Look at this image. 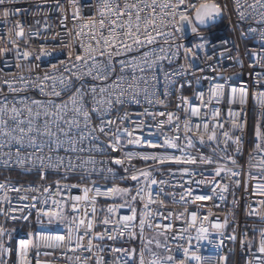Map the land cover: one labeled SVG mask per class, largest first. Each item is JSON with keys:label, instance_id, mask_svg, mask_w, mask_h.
Returning a JSON list of instances; mask_svg holds the SVG:
<instances>
[{"label": "built area", "instance_id": "obj_1", "mask_svg": "<svg viewBox=\"0 0 264 264\" xmlns=\"http://www.w3.org/2000/svg\"><path fill=\"white\" fill-rule=\"evenodd\" d=\"M216 2L222 8V19L215 18L210 21L211 26L215 27L220 24L222 20H225L230 35L220 38L215 41H208L201 35H194L189 31H186L181 36V33L175 31L173 27H165L164 31H170L171 37L160 36L157 37V41L153 45H149L139 50V52L125 53L120 56L113 57L112 65L114 71H106V80H93L91 76H85L84 73L88 72V68L91 65H84L83 62L75 61V54L81 53L80 43L83 41L85 44L92 43L95 45V41H92L87 36H81L75 38V32L78 27H74L73 12L75 7H79L80 13L83 17H88L94 14L93 4L95 0H77V4L74 7L69 4L68 0H60V3L64 5L63 10H58L55 0H14L12 3L6 2L0 6V36H5L9 29L13 30V36L11 38L0 40V51H3V55H0V106L7 104L9 108L15 105L18 108H22L23 105L16 104V101L24 100L31 104L32 100H40L47 105L49 99L55 103H68V108L63 110V120L59 122V128L68 132L66 137L63 132L58 131L57 125L49 123L53 132H56L57 137L61 141H65L64 146L61 148H55L54 151H49V147L45 144L43 151L38 148L32 147L28 143V138L25 137L21 147L17 145L15 141H12L10 137L0 136V170L5 171H18L27 174H34L36 179L28 183H13L7 181H1L0 183L21 188L20 192H7L6 189H0V197L7 195L9 201L0 202V208L4 210V214L0 215V225L5 227L8 231L12 232V238L4 237L5 245L10 249L7 253H0V261H6L7 264H15L16 253L14 249L18 247V242L22 238H27L28 231L40 232L46 236L67 235L66 229L59 224H47V217H40L43 221L41 226L37 221V211L43 207L47 210L52 205V198L59 199L60 197H52L51 193H44L43 187H40L39 191L31 192L24 191L29 187L35 188L37 186H49L51 185V191H56V181L60 182L61 188L64 185H70L79 183L78 188L63 189L62 196H76L83 195V187L90 188L100 187L101 191H106L113 186L127 187L132 190L131 194L135 195V189L137 182L131 179H122L126 175H131L133 170H147L152 174L151 178L166 181L164 184L157 183L152 185L153 197L157 195L163 201V206L159 204H150V211H154L157 215L149 217L148 220L153 224H172V229L166 233L168 247L173 249V255L177 258H182V253L176 251V245L181 244L183 246L191 245L196 246L197 236L196 228L200 227L202 220H198L196 226L188 228L187 232H182L181 229L187 228L188 223L191 221L190 213L196 212L199 217L208 215L211 210L212 215L209 216L207 222H203L204 226L209 229L210 239L212 243L208 241L200 242V255L212 259L218 260L220 257H225V264H258L260 260H264V254L259 253V235L260 228H264V221L261 220L259 215H249L251 209H256L258 212L264 213V207L261 205V201H264V196L259 195L256 189L257 184H264V147L260 151L255 150L256 141L254 135L255 123L260 120L264 124V116H262V110L255 104L254 95L257 92H264V80H259L257 74L264 76V39L261 38V32H264V20L261 19V14L264 13V0H239V11L244 12V19H241L237 13L236 0H216ZM225 5L227 7L225 8ZM255 5V8L251 7ZM15 10L20 9L19 13L11 15L8 22L5 23L3 19V10ZM159 11V9H157ZM64 20V26H61V20ZM17 21L23 24L24 37L15 38L14 31ZM80 21L76 22V25ZM209 28V29H210ZM255 29V31H253ZM87 31V30H85ZM39 33L38 38L29 37ZM59 33V36H56ZM53 36H56L53 39ZM17 39V43L13 44L11 39ZM75 39V45L73 50V56L71 60H68L69 49L61 46V41L64 43H70ZM165 39H168V43H165ZM25 41H28L25 43ZM203 44L202 50L194 49L195 55L185 54L184 48H178V45L183 44L185 47L192 48L194 44ZM44 45L46 50L51 53L49 56H43L40 60H36L35 57L40 55V47ZM163 49L164 51H161ZM154 50V51H153ZM23 53L28 51L31 55L28 60H24L22 56L17 57L16 52ZM153 52V58L156 55L171 57V62L168 59L159 61L154 70L148 69L144 65L145 71L141 72L139 68L135 70L137 77L143 76L149 81L147 85L143 81H139L141 87V93L136 100L130 99L127 95L121 97L122 103L116 104V97L121 91L119 88L113 89L109 87L113 82L117 81L119 77L123 76V87L127 89V85L132 82L133 70L127 67V61L132 60L134 57L139 58L143 52ZM176 53V55H173ZM66 61V64H61L60 61ZM97 61L101 64H107L106 57L97 56ZM121 62H124L125 70L121 72ZM19 63L20 67H17ZM56 64L55 69L52 65ZM181 65L184 67L181 68ZM65 67L69 71H65ZM32 69L29 71V69ZM163 69V71H161ZM168 73L169 80L173 81L168 83L165 79L164 73ZM45 73L50 76H55V82L53 80L43 81ZM73 73L81 75L83 78L77 80ZM96 75V72H93ZM155 76V80L152 77ZM20 77H24L27 84L20 80ZM40 77V81L36 78ZM207 77L208 79H204ZM61 78H68L73 87L62 90L60 85ZM259 80V82H257ZM43 81L45 85V93L51 92L53 86L58 91H61L60 97H50L47 94H41L35 84ZM9 83L13 88L18 91H10ZM224 84L225 90L219 101L213 99L212 103L206 107H202L201 111L207 113L203 117H192L193 131H195V124L207 122L211 124L218 123L223 124V128H217L218 140H223V133L225 131L230 132L233 137L240 136L241 143L239 145L240 151H236V145L229 141L227 145L220 143L218 146L216 143L207 142L208 146H201L193 136V140L196 142L197 148L205 155L213 156L214 160H219L220 156L230 155L233 156L237 163L231 164L227 160H219L221 164H225L228 168L234 172L239 173V176H233L231 178H225L222 173L221 177L216 178V183L227 184L228 189L224 193L225 200L221 201L218 195H213L211 188L213 185H200L197 186L194 183L189 184L185 181H191L193 177L182 176L181 171L183 168L195 169V179H202L199 175L201 170L214 169L217 165H176L173 163H165L163 165L157 164L153 161H142L138 158H134L131 161L125 160L122 165H116L112 163L113 159L122 158L124 153H163V149H149L146 147L137 146L135 144L126 143L128 137H124V143L122 148L113 152L108 147L110 142H114L115 134L117 130H123L127 128L133 132V138L140 136L143 141L162 142V131L168 132L170 136L180 135L181 143H186L184 140L183 123L186 118L184 112V105L181 97H186L190 101V105L193 107H200L201 102L197 98L196 93L204 92L205 100L208 99V91L210 84ZM154 85V87H153ZM95 86L97 90V99H99V88L108 87V92L104 93L105 99H111L113 101L112 107L107 112L103 109L100 113H92L93 99L90 89ZM148 87L149 93L155 92L154 97H150L153 103L149 104L145 98L143 89ZM82 88V91L88 93L84 97V108L90 112L91 119L88 126H85L83 116H77L72 111V104L70 103V97L76 94V89ZM237 89V98L235 102L229 103L232 99L231 89ZM246 89L248 91L247 103L244 106L239 104L238 95L240 89ZM26 89V90H19ZM128 91H131L130 89ZM167 91L168 95L165 96ZM109 93H112L109 96ZM156 98L163 101V104L155 103ZM180 104L181 107H177ZM33 113L37 111L36 106L32 105ZM107 108V105L104 106ZM219 109V116L216 120H212L209 109ZM239 113V121L244 125V130L241 132L239 129H233L229 111ZM42 111V110H41ZM157 112H172L179 117L180 131L179 133L172 130V126L165 124L163 130L158 129L157 125L160 121H166L167 116H156L147 113ZM27 112H23L20 119H25ZM48 120L43 114L36 119L35 124L43 128L45 121ZM66 120H78L79 127L75 124L69 127L64 123ZM114 121L112 124H108L107 121ZM103 123V127L109 135H105L99 131V127ZM10 127H16V125L9 121ZM27 122L21 127L27 128ZM12 135H20L19 131L12 133ZM32 136H36V143L48 141V137L37 136L36 133H32ZM83 135L84 139L80 137ZM192 136V133L188 134ZM72 137L76 140L77 151H64V148H68L69 144L67 140ZM100 148L102 151H97ZM227 149L225 152L224 149ZM80 149H83L81 151ZM211 149H216L213 152ZM169 154L180 155L178 150L168 149ZM192 155L198 157L196 148L190 149ZM19 152V156L17 153ZM40 157H43L45 165L48 163V158L51 157L52 163H57V157H62V164L58 169L40 167ZM24 160L25 163L18 164L17 161ZM90 159L95 160V165L86 164L81 167L85 161ZM75 165L72 168L70 165ZM7 162V163H5ZM85 168L89 172H85ZM112 168L113 173H108L107 169ZM125 168L128 169L127 173ZM44 172L46 179L41 180V172ZM206 175L213 174L211 172H205ZM249 175L256 177V179H248ZM107 176V179L104 177ZM83 177V179H81ZM239 179L240 185L237 187L233 182ZM140 180L144 178L141 176ZM95 181V184H93ZM247 181V184H245ZM182 185V187H181ZM193 188V197L196 195H208L213 198L205 201H196L195 203H187L180 200L182 194L188 187ZM219 192V189H217ZM257 193V194H254ZM94 191L90 193L94 195ZM24 195L28 199L21 200L19 197ZM35 197V199H33ZM47 199V204H43L42 201ZM125 199L128 203L137 209L136 218L134 221L128 222L129 227H125V222L120 218L125 215H131L129 207H117L115 211L109 212L108 208L115 205H124ZM187 200H191L192 197H186ZM175 201V203H174ZM35 203L36 207L31 205ZM108 204L105 211L102 212L101 204ZM218 205V207L216 206ZM144 207V201H141L137 197L136 201L131 200V196L122 198L115 197H97L96 198V212L92 213V204L87 202L80 205V215L83 216L85 210L88 213V218L93 220L94 233L104 234L103 240L93 239V252L89 253L84 249H78L73 252L67 247L61 248H41L39 259L41 264H96L97 258H103L107 264H116L119 259L123 262L126 256L122 253L112 252V247L124 248L131 251L135 248L134 261H130L129 264H138L139 253L143 247L145 250V261L151 259V253L158 255H165V248H157L156 241L159 240L161 244H164L166 237L157 235L158 231L164 229L149 228L147 223L144 227L143 242L140 239V227L139 220L140 214ZM187 207L188 214L180 219H176L175 215L168 219H161L159 214L167 216L168 212L178 214L183 212ZM69 214L71 212L68 209ZM9 216H15L17 219H8ZM27 216L28 219L24 220L22 217ZM227 218L226 226L220 230L211 227L213 222L224 223ZM109 220V223L105 225L103 221ZM20 226L21 232L15 230V226ZM123 232L124 235H120ZM135 233V239L129 237V233ZM222 233V234H220ZM247 233V238L243 249L241 248L240 241ZM79 234H83V228ZM183 235L184 237L191 236L193 239L189 242L187 239L176 240L174 236ZM108 236L114 237V239H108ZM230 236H236V240L229 239ZM75 237H73V240ZM252 240L253 244L251 249H248L247 241ZM147 241H151L150 244ZM87 244V238L83 241ZM97 245L99 247H97ZM219 245V247H216ZM71 247H75L73 243ZM151 249V252L148 251ZM44 253H48L45 255ZM79 257V260H77ZM31 264H36V250L30 251Z\"/></svg>", "mask_w": 264, "mask_h": 264}, {"label": "snow or ice", "instance_id": "obj_2", "mask_svg": "<svg viewBox=\"0 0 264 264\" xmlns=\"http://www.w3.org/2000/svg\"><path fill=\"white\" fill-rule=\"evenodd\" d=\"M6 2L12 3L14 0H0V6L4 5ZM58 10H63L64 5L60 3V0H55ZM69 4L73 5L74 7L77 4V0H68ZM259 3L260 0H257ZM237 4V13L241 19H244V12L239 11V0H236ZM264 6V5H262ZM95 9L94 14L88 17H83L80 13L79 7H75V11L73 12V21L74 27H78V30L75 32V38H80L81 36H87L92 41H95V45L93 46L92 43L85 44L83 41L80 43V49H82L81 53L75 54V61L76 62H83L84 65H89L91 61V65L88 68V72L84 73L85 76H91L93 80H106L108 77L106 75V71H114V67L112 65L113 57L123 55L125 53H132V52H139L140 49L145 48L149 45H153L157 41V37L164 36L166 38L171 37L172 33L170 31H164L165 27H173L176 32L181 33L183 35L186 31H189L194 35H199V28L200 25H205L208 21L214 20L216 17L220 16L222 12L221 6L216 2V0H95L93 4ZM227 5H225V8ZM251 7L255 8V5H251ZM159 9V11H157ZM20 9L3 10V19L4 22L7 23L10 16L16 13H19ZM261 19L264 20V13L261 14ZM80 21L78 26L76 22ZM64 20H61V26H64ZM87 30V31H85ZM255 31V29H253ZM25 35L23 24L20 21H17L16 28L14 31L15 38H23ZM39 33L32 34L29 38H38ZM59 33H56V36H59ZM13 36V30L9 29L5 36H0V40L11 38ZM53 36V39L56 38ZM11 39L13 44L17 43V39ZM261 38L264 39V32H261ZM28 41H25L27 43ZM165 43H168V39H165ZM75 45V39L70 43H64L63 40L61 41V46L64 48L69 49L68 52V60L72 59L73 50ZM204 45L201 44H194L192 48L185 47L183 44L178 45V48H184L186 56L191 54L195 55L194 49L202 50ZM154 51V50H153ZM161 51H164L161 49ZM0 55H3V51H0ZM17 57L22 56L24 60H28L30 58V53L25 51L20 53L19 51L16 52ZM51 55L50 52L46 50L44 45L40 47V55L36 56V60H40L43 56ZM176 55V53H173ZM97 56L106 57L107 64H101L97 61ZM168 59L171 62V57L156 55L153 58V52L145 51L139 58H133L132 60L127 61V67L132 68L133 76L132 82L127 85V89L123 87V80L124 77L121 76L118 78L117 81L113 82L112 87L113 89L119 88L121 91L116 97V104H121L122 100L121 97L127 95L130 99L136 100V98L141 93V87L139 81H143L145 85L149 83L147 79L143 76L137 77L135 75V70L137 68L140 69L141 72L145 71L144 65L147 66L148 69L154 70L156 64L159 61ZM61 64H66V61L61 60ZM121 72L125 70L124 62H121ZM17 67H20L19 63ZM57 67L56 64L52 65V68L55 69ZM184 66L181 65V68ZM32 69L30 68L29 71ZM65 71H69L67 67H65ZM163 71V69H161ZM93 72H96V75H93ZM77 80H81L83 77L79 74L73 73ZM165 79L168 83H172L173 81L169 80L168 73L165 72ZM259 80H264V76H260L257 74ZM53 80L55 82L56 77L50 76L48 73H45L43 77V81ZM155 80V76L152 77ZM204 79H208L205 77ZM20 80L23 81L25 84L28 81L25 80L24 77H20ZM37 81H40V77L36 78ZM259 80L257 82H259ZM41 81L35 86L39 89L41 94H47L50 97H60L61 91H58L55 86H53L52 91L45 93V85ZM60 85L62 90H67L73 87L71 81L68 78H61ZM10 91H18V89L13 88L12 84L9 83ZM154 87V85H153ZM131 91H128V90ZM19 90H26V89H19ZM225 90V85L216 83L210 84L209 91H208V99L205 100V93L199 92L196 93L197 98L201 102L200 107H193L190 105V101L186 97H181L183 101L184 112H185V119L182 121L183 123V132H184V140L186 143H181L180 135H172L170 136L168 132L162 131L161 135L163 136L162 142H152V141H143L140 136H135L133 138V132L129 131L127 128H124L122 131L117 130L115 135L114 142H110L108 147L112 149L113 152L117 151L118 149L122 148L124 141V137H128L126 143L128 144H135L137 146L146 147L149 149H163V153H124L122 158L113 159L112 163L116 165H122L125 160L131 161L134 158H138L142 161H153L157 164L163 165L165 163H173L176 165H213L214 163L217 165L214 169H205L199 172V175L203 177L202 179H195V169L183 168L181 171V175L184 176H191L193 179L191 181H185V183L192 184L194 183L197 186L200 185H213L211 191L213 195H218L221 201L225 200L224 193L228 189L227 184H220L216 183V178L221 177L222 173L224 174L225 178H231L233 176H239L240 174L234 172L232 169L228 168L225 164H221L219 160H227L230 161L231 164L235 165L237 163L236 159L230 155H223L219 157V160H214L213 156L205 155L200 152V149L197 148L196 142L193 140V136L196 137L199 144L201 146H208L210 147L207 142L216 143L217 146L220 143L227 145L229 141L235 144L236 151L239 152L240 148L239 145L241 143V137L235 136L233 137L230 132L225 131L223 133V140H218L217 138V128H223V124L213 123L211 124L207 122L197 123L195 124V131H193L192 126V117H203L207 115V113H203L201 111L202 107H206L210 105L213 99L219 101L220 97L223 95ZM93 99V107L91 108L92 113H100L103 109L104 112H107L111 109L113 101L104 98V93L108 92V87H100L99 88V99H97V90L96 87L93 86L90 89ZM145 93V98L148 100V103H153V100L150 97L155 96V92L149 93L148 87L143 89ZM232 99L229 100V103L235 102L237 96V89L232 88ZM88 93L82 91V88L76 89V94L70 97V103L72 104V111L76 113L77 116H83L85 126H88V123L91 119L90 112L84 108V97ZM112 93H109L111 96ZM167 91L165 92V96H167ZM248 91L246 89H240L238 100L241 106H244L247 103ZM255 104L262 110V116H264V92H257L254 95ZM155 103L163 104V101L159 98H156ZM16 104L23 105L22 108H18L13 105L11 108L5 103L0 106V136L10 137L12 141H15L17 145L21 147L24 146L23 141L24 138H28V143L30 146L38 148L40 151H43L45 144L49 147V151H54L55 148H61L64 146L65 141H61L56 132H53L51 127H49V123L57 125V129L60 132L68 137V132L64 131V129L59 128V122L63 120V110L68 108V103H55L53 100L49 99L47 105L43 101L40 100H32L31 104L27 103V101L20 100L16 101ZM32 105L36 106L37 111L33 113ZM107 105V108L104 106ZM177 107H181L180 104ZM42 110V111H41ZM23 112H27V116L25 119H20ZM211 113L212 120H216L219 116V109H209ZM43 114L44 117H47L48 120L45 121L43 128L36 126L35 121ZM148 115H152L154 118L156 116H167L166 121H160L157 125L158 129L163 130L165 124L172 126V130L179 133L180 126L179 123H174L175 121H179V117L176 116L175 113L172 112H157L151 113L148 112ZM230 122L233 129H239L241 132L244 130V125L240 123L238 117L239 113L234 112L230 109L229 111ZM9 121L13 122L16 127H10ZM27 122V128L21 127V125ZM69 127L72 125H76L79 127L78 120H66L64 121ZM104 121H102L101 126L99 127V131L105 133V135H109L106 132L105 128L103 127ZM108 124L114 123V121H107ZM19 131L20 135L15 136L12 133ZM32 133H36L37 136L40 137H48V141L40 143L39 145L36 143V136H32ZM192 133V136L188 134ZM254 135L256 138L255 150L260 151L262 147H264V124L257 120L255 123L254 128ZM81 140L84 139L83 135L80 137ZM69 144L68 148H64V151H77L76 149V140L72 137H69L67 140ZM55 145V148H53ZM196 148L198 153V157L192 155L190 149ZM168 149L178 150L180 155L169 154ZM83 151V149H80ZM97 151H102V149L97 148ZM213 152H216V149H211ZM224 151L226 152L227 149L225 148ZM19 156V152L17 153ZM40 167L41 169L44 168H52L58 169L62 164L63 158L57 157V163H52L51 157L48 158V163L45 165L43 157H40ZM7 163V162H5ZM18 164L25 163L24 160L17 161ZM71 165V161L69 162ZM264 163V161H262ZM86 164L95 165V160L90 159L85 161L81 167H84ZM72 168H75V165H71ZM128 169L125 168V172L127 173ZM85 172H89L87 168H85ZM108 173H113L112 168L107 169ZM205 172H211L213 174L206 175ZM143 177L144 180L141 181L140 177ZM152 174L150 171L147 170H133L131 175H126L122 177V179H131L132 181L137 182V186L135 189V195H132V190L127 187H120V186H113L108 188L106 191H101L100 187L90 188V187H83V195H76V196H62L61 192L63 189L69 188H78L80 185L79 183H74L70 185H64L63 189L61 188L60 182L56 181V191H51V185L49 186H37L35 188L29 187L27 189H23L24 191L28 192H35L39 191L40 187H43L44 193H51L52 197H60L59 199L52 198V205L54 207H49L45 210L43 207L39 208L37 211V221L41 226L43 225V221L40 220V217H47V224L52 225L54 223L61 225L66 229L67 235H56V236H46L40 232H33L28 231L27 238H22L18 242V247L14 249L16 253V261L15 264H31L30 258V251L36 250V264H41L39 257L40 249L41 248H61L67 247L69 250L75 252L78 249H84L89 253L93 252V239L103 240L105 238L104 234L94 233V223L92 219L88 218V213L85 210L83 216L80 215V205L83 203L85 204V208L87 207V202H91L92 204V213L93 215L96 212L95 204L97 197H115L119 196L122 198H127L131 196V200L133 202L136 201L137 197L140 198L141 201H144V207L141 211V218L139 220V227H140V239L143 242V232L145 224L149 228L155 229H164L163 231H158L157 235L165 236L168 231L172 229V224L163 225L160 223L153 224L151 223L148 218L154 215H157L154 211H150L149 205L150 204H159L163 206V201L157 195L153 197L152 194V185L164 184L166 181L160 180L159 182L151 178ZM40 179H46V175L44 172H41ZM83 179V177H81ZM107 179V176L104 177ZM248 179H256V177L249 175ZM236 186L238 187L241 183L239 179L233 181ZM95 184V181H93ZM247 184V181H245ZM182 187V185H181ZM0 189H6L7 192H20L21 188H15L3 183H0ZM219 189V192H217ZM256 189L259 195L264 196V184H257ZM94 191V195L90 196V193ZM257 194V193H254ZM186 197H192L191 200H187ZM212 196L208 195H196L193 197V188L190 186L185 189L184 194L181 195L180 200L187 203H195L196 201H205L212 199ZM21 200L28 199V197L21 195L19 197ZM35 199V197H33ZM9 201V197L7 195L0 197V202ZM10 203V201H9ZM43 204H47V199L42 201ZM175 203V201H174ZM262 207H264V201H261ZM218 207V205H216ZM31 207L35 208L36 204L33 203ZM117 207H129L131 211V215L122 216L120 219L125 222V227H129L128 222L134 221L136 218L137 209L131 206L127 199H125L124 205H115L110 206L108 208L109 212L115 211ZM68 209L71 210L70 214ZM4 214V210L0 208V215ZM188 214L187 207L183 212L178 214H174L173 212H168L167 216L163 214H159L161 219H168L175 215L176 219H180ZM249 215H259L261 220L264 221V213L258 212L256 209H251L248 213ZM211 210H209L208 215L203 216L202 218L199 217L198 213L192 212L190 213L191 221L188 223L187 228L181 229L182 232H187L188 228H193L196 226L198 220H202L203 222H207L209 220V216H211ZM8 219H17L15 216H9ZM22 219L27 220L28 217L24 216ZM201 223L200 227L196 228L197 236L195 239L197 240V245L193 246L189 243L188 246H183L181 244L176 245V251L182 253V258H177L173 255V249L168 247L167 237L165 239L164 244H161L159 240L156 241V247L165 248L166 254L165 255H158L156 253H151V259L147 262L145 261V250L142 247L139 253V261L138 264H225L226 258L220 257L218 260H212L200 255V242L201 241H208L212 243L210 239L209 229L204 226V223ZM105 225L109 223L108 219L103 221ZM227 224V218H225L224 223L213 222L211 227L219 233L221 229H223ZM83 228V234H79L81 229ZM222 234V233H220ZM120 235H124L123 232ZM259 235V244H258V251L261 254H264V228H260L258 231ZM7 236L9 239L12 238V232L8 231L0 225V253H7L10 249L4 243V237ZM73 237L75 239L73 240ZM129 237L131 239H135V233L130 232ZM87 238V244L85 245L82 243ZM247 238V233H245L244 238L241 239L240 244L241 248L243 249L245 240ZM108 239H114L112 236H108ZM173 239L176 240H183L187 239L189 242L193 239V237L188 236L184 237L183 235L174 236ZM229 239L235 241L237 238L236 236H230ZM75 244V247H71L72 244ZM148 244L151 241H147ZM253 241L248 240L247 246L250 250L252 247ZM97 247H99L97 245ZM219 247V245H216ZM112 252H118L124 254L126 259L121 262L119 259L117 260L116 264H129L130 261H134L135 255V248L131 251L119 248V247H112ZM151 252V249H148ZM48 255V253H44ZM79 260V257H77ZM0 264H7L6 261H0ZM96 264H107L103 258H97ZM258 264H264V260H260Z\"/></svg>", "mask_w": 264, "mask_h": 264}, {"label": "trees", "instance_id": "obj_3", "mask_svg": "<svg viewBox=\"0 0 264 264\" xmlns=\"http://www.w3.org/2000/svg\"><path fill=\"white\" fill-rule=\"evenodd\" d=\"M201 35L208 41H215L220 38H223L227 35H230L229 29L225 23V20H222L219 25L212 27L206 31H202ZM36 179V176L33 174H26L21 172L13 171H1L0 170V180L13 182V183H28ZM108 204H102V212L105 211Z\"/></svg>", "mask_w": 264, "mask_h": 264}, {"label": "water", "instance_id": "obj_4", "mask_svg": "<svg viewBox=\"0 0 264 264\" xmlns=\"http://www.w3.org/2000/svg\"><path fill=\"white\" fill-rule=\"evenodd\" d=\"M222 17H223V14L221 12L220 16H218L217 18L222 19ZM198 28H199L200 31H206V30H208L210 28V21H208L205 25L198 26Z\"/></svg>", "mask_w": 264, "mask_h": 264}, {"label": "rangeland", "instance_id": "obj_5", "mask_svg": "<svg viewBox=\"0 0 264 264\" xmlns=\"http://www.w3.org/2000/svg\"><path fill=\"white\" fill-rule=\"evenodd\" d=\"M14 228H15V230H16L17 232H21V230H20V227H19V226H15Z\"/></svg>", "mask_w": 264, "mask_h": 264}, {"label": "bare ground", "instance_id": "obj_6", "mask_svg": "<svg viewBox=\"0 0 264 264\" xmlns=\"http://www.w3.org/2000/svg\"><path fill=\"white\" fill-rule=\"evenodd\" d=\"M210 26H211V23H210ZM202 32V31H201ZM1 171H5V170H1ZM13 172H18V171H13ZM22 173V172H21ZM27 174V173H26ZM34 175V174H33ZM1 181H3V180H1ZM103 204V203H102ZM102 204L100 205V206H102ZM102 208V207H101ZM16 226H18V225H16ZM20 227V226H19ZM21 228V227H20Z\"/></svg>", "mask_w": 264, "mask_h": 264}]
</instances>
